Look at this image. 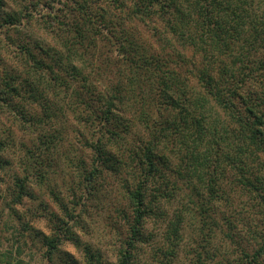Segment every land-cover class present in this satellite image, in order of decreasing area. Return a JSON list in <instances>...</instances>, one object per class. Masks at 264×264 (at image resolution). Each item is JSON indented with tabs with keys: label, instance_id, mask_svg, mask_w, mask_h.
Wrapping results in <instances>:
<instances>
[{
	"label": "trees",
	"instance_id": "obj_1",
	"mask_svg": "<svg viewBox=\"0 0 264 264\" xmlns=\"http://www.w3.org/2000/svg\"><path fill=\"white\" fill-rule=\"evenodd\" d=\"M50 1L54 2L45 0ZM74 3L71 20L62 21L71 33L63 44L65 49L36 41L35 47L43 52L39 57L23 45L22 51L36 72L35 80L27 79L21 88L7 83L0 99L7 104L9 93L20 95L23 89L42 105L44 121L54 114L51 97L68 95L69 101L64 99L67 108L93 138L84 139L85 145L93 148L92 163L88 165L84 158L77 163L83 192L95 190L97 180L109 174L121 182L132 212L130 215L125 208H118L130 224V234L112 264H132L145 219L165 206L174 208L165 213L169 248L164 253L173 256L184 230L196 227L193 231L201 248L198 256H214L207 249L220 229V202L233 192L247 197V208L261 215L262 224L257 225V219V228L252 231L254 238L261 240L251 256L238 244L233 222L228 219L224 242L240 247V255L232 261L224 257L223 261L259 264L264 256V0ZM3 6L0 0V28L19 25L22 15L7 12L2 16ZM117 11L126 12L129 21L116 15ZM155 18L168 31L170 37L160 35V40L169 44L173 53L147 46L130 26L136 19L147 23ZM102 33L121 51L129 79L105 91L91 85L78 65L88 61L87 55L94 57ZM187 50H192V59L184 54ZM184 63L192 66L191 78L173 67L182 68ZM53 140L48 137L44 141L50 152ZM2 151L0 144V166L4 162ZM31 153L37 166L25 161V175L16 177L17 203L29 196L33 176L41 183L47 176L48 165L38 161L37 152ZM56 198L68 220L77 222L72 212L81 204L80 199L71 210L60 196ZM56 227L55 235L44 236L49 253L58 250L60 234L70 237L67 233L72 229L63 218ZM96 256L99 258L97 253L90 257L94 261ZM92 260L90 264H94Z\"/></svg>",
	"mask_w": 264,
	"mask_h": 264
},
{
	"label": "rangeland",
	"instance_id": "obj_2",
	"mask_svg": "<svg viewBox=\"0 0 264 264\" xmlns=\"http://www.w3.org/2000/svg\"><path fill=\"white\" fill-rule=\"evenodd\" d=\"M90 1L94 5L95 2L104 3V0ZM3 3L2 16L7 12L20 13L23 18L19 25L0 28V96L3 95V89H8L7 83L21 88L27 79L35 80L36 72L31 69L32 62L27 59L28 55L22 51L23 45L31 47L39 57L43 56V52L35 47L36 41L65 49L63 44L70 40L71 33L62 25V21H70L69 13L76 7L74 0H3ZM116 15L129 21L126 12L117 11ZM130 26L147 46L173 53L169 44L160 40V35H170L156 18L147 23L136 19ZM106 33L99 34L94 57L87 55L85 64L78 62L90 84L101 91L129 80L121 51L110 43ZM175 45L179 46L177 43ZM184 54L189 59L193 58L192 50ZM183 66L173 65L187 78H191V64L184 63ZM20 91V95L9 93L7 104L0 99V144L4 148L1 153L4 162L0 166V264H90V256L94 253L99 254L97 260H92L94 264L117 262L119 251L126 247L124 241L130 234V224L120 216L118 208H125L130 215L132 213L121 182L107 174L97 180L95 190L84 193L77 163L80 158H84L88 165L92 163L95 154L93 148L85 145L84 139L92 141L93 138L67 108L64 99L69 101L68 95L61 93L59 97H51L55 101L53 117L41 121L45 114L42 105L30 98L25 90ZM122 114L132 117L128 112ZM48 137L55 141V145H51V152L45 146ZM33 151L39 154L38 161L42 160V165H48L47 176L43 183L33 176V181L28 184L29 196H24L22 202L17 203L14 201L17 194L16 177L25 175V161L35 164V158H31ZM57 196L71 210L75 206L74 202L80 199L81 204L72 212L77 222L68 220ZM247 201V197L233 192L230 198L220 202V229L213 246L207 249L214 256L208 257L203 252L198 256L201 248L199 237L193 231L196 227L186 228L176 253L173 256L166 255L169 227L165 213L174 207L157 209L144 221L132 264H218L224 257L230 261L237 259L240 247L229 242L227 246L224 242L228 219L233 222V233L238 244L246 247L252 256L261 240L259 237L254 238L252 231L257 228V219V225H261L259 221L262 220L257 210L247 208ZM62 218L72 228L67 233L70 237L60 234L62 242L58 250L49 253L44 236L55 235L58 231L56 226ZM228 261L224 260L221 264H227ZM259 262L264 264V256Z\"/></svg>",
	"mask_w": 264,
	"mask_h": 264
}]
</instances>
